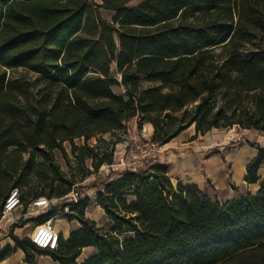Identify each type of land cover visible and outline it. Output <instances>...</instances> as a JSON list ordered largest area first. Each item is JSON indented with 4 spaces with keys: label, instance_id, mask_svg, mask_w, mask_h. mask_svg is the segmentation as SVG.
<instances>
[{
    "label": "trees",
    "instance_id": "16d2710c",
    "mask_svg": "<svg viewBox=\"0 0 264 264\" xmlns=\"http://www.w3.org/2000/svg\"><path fill=\"white\" fill-rule=\"evenodd\" d=\"M130 1L0 0V211L12 188L26 205L62 197L85 178L61 169L55 150L64 141L102 135L71 154L79 165L87 157L95 169L111 164L117 131L135 116L139 128L153 125L157 144L192 124L196 134L234 125L264 132V0ZM262 163L258 147L247 181L259 180ZM25 189L35 190L26 202ZM87 201L64 213L81 226L60 234L57 249L11 234L0 262L20 248L28 264L39 254L61 264H264V179L256 194L221 204L197 186H174L157 162L124 170L96 193L110 227L85 216ZM86 246L96 252L77 262Z\"/></svg>",
    "mask_w": 264,
    "mask_h": 264
},
{
    "label": "crops",
    "instance_id": "0c3cea01",
    "mask_svg": "<svg viewBox=\"0 0 264 264\" xmlns=\"http://www.w3.org/2000/svg\"><path fill=\"white\" fill-rule=\"evenodd\" d=\"M144 127L148 135L152 136V124L147 122ZM128 130L131 134H134L131 129ZM222 130L212 128L204 134H196L194 124H192L170 141L158 144L160 151L158 152V163L166 167L167 174L174 186L178 183L183 186H197L207 197L221 204L242 199L248 194H256L260 189V182L264 179V163H262L257 170L259 180L255 182L246 180L247 164L257 155L258 147H264V132L241 128L237 125ZM122 148V144L117 142L113 147L112 163H104L100 166L101 168L112 167L114 172H112L111 177L99 184V188L96 189L94 195L87 193L81 196V198H88L85 206V216L94 220L99 227L108 228L112 225V222L104 209L97 204L96 193L104 187L106 182L119 177L124 170L137 168L136 166H129V162H126L128 168L123 169L119 162L122 158ZM125 197L129 203L136 201L135 195L130 191L126 192ZM94 206L98 216L88 215L90 209ZM55 208L58 210L57 207ZM61 216H64V214H61ZM62 220L56 221L55 227L58 226V231L63 234L65 239L70 236L71 232L81 226L76 219H72L70 222ZM0 241H2L0 251L7 244L13 245L8 236L1 237ZM86 251L88 254L81 261L96 252L95 247L86 246L82 249L80 255ZM0 264L28 263L25 260L23 250L16 248ZM34 264L61 263L54 260L49 254H39L35 256Z\"/></svg>",
    "mask_w": 264,
    "mask_h": 264
},
{
    "label": "rangeland",
    "instance_id": "374dc122",
    "mask_svg": "<svg viewBox=\"0 0 264 264\" xmlns=\"http://www.w3.org/2000/svg\"><path fill=\"white\" fill-rule=\"evenodd\" d=\"M96 1L99 2V0H96ZM141 1L142 0H132L128 3V7H134L137 4H139ZM100 13L105 19L112 21V17L114 14L112 11L101 8ZM247 47H253V46L248 45ZM111 74L113 76H116L120 80L121 74L117 71L115 63L111 64ZM150 84L151 83L144 81L142 83V86L147 87ZM112 89L117 94L125 95L126 89L123 85L114 86ZM137 123H138V117L135 116V117L125 121L123 123V125L120 127V130L117 131L121 135V137L119 138L120 139L119 143H121L122 147H123L122 148L123 149L122 156H121L122 158L119 161L121 163L123 169L128 168L126 162H129V166H132L131 163L134 161L133 157L128 154V148L125 146L126 141L129 142V141H134V140H140V141L143 140V141L149 142V143L153 142L151 140V135H148V132H147L146 128L144 127L145 123H147V122L146 121L143 122L141 128H139L137 126ZM128 129H131L134 134H131V132H129ZM226 129H228V128H226ZM224 130L225 129H223L222 131H224ZM102 137H103L102 135H99L97 137L90 138L88 141H85L82 137L81 138H75L73 140L72 144L69 141H64L62 143V149L61 150H55V156H56V159L61 166V169L64 172L69 173L70 175L72 174L71 177L73 179H75V182H77L78 180H81V178L84 177V175H85V178L82 179L81 181H79L78 185L73 187L74 190L76 191V193H78L80 196L85 195L87 193L90 195H94L96 189L99 188V184L103 183L104 180L111 177V174H112V172H114V170H112V167H110V168L99 167L98 169H95L92 165V160L89 157H87L83 163L80 162V165H79L78 162L76 161L75 157L71 154V147H72V145L82 146L85 143H87V145H96V143L100 144V143H103ZM106 137H108L107 134L104 135V138H106ZM114 138H117V137L115 136ZM156 146H157L156 150L158 152H160L157 143H156ZM158 152H157V156L155 159L151 158V159H147V161L146 160H142V161L136 160L137 164L135 166L138 169H141V168L148 167L149 165H151L154 162L157 163L158 158H159ZM24 156L27 157L26 154H24ZM112 159H113V156H112ZM69 177H68V179H70ZM45 183H47V182L41 183L40 188H38V189L40 190L41 188L43 189V187H44L45 192H48V188H47V185ZM62 187H67V186H66V184H62ZM34 195H35V190L30 192L28 189H25L24 195H23L24 201L25 202L28 201ZM62 197H59V198L54 197L55 200L52 201V203H53L52 206L57 207L59 211L62 210L61 207H62L63 203H65ZM69 198H71V197H69ZM67 201H72V200H67ZM71 207L72 208H70L69 211L66 213L69 214V216H72V215L74 216V215L78 214V211H79L78 208H76L73 205ZM95 209H96L95 206L92 207L89 211L90 214H88V215H90V216L97 215L98 216ZM25 212H28V210H27V205H25V203H24L23 207L13 214V221H15L19 215H21ZM50 212L54 213V215H53L54 216V219H53L54 223L58 220L60 221L61 219H63L62 221H64V222H70L69 217H64L61 215L55 217L56 215H58V213L56 211H50ZM50 212H47V211L42 212L39 215L50 213ZM17 221H18V223L9 224V226L8 225L4 226V224H3L4 221L1 223V227H4V230H0V239L3 236H8L11 240V243L14 244V242L11 238V234H13V235L17 234L18 237H24L30 233V231L34 228V226L36 224V219L33 216H31L30 218H26L25 221H22V219L17 220ZM56 230L57 231L59 230L58 226L56 227ZM61 235L63 237V234H61ZM132 235L133 234L131 232H126V233H123L121 235V237L122 238L123 237H129ZM1 243H2V241H0V244ZM95 251H96V249H95ZM87 254H88V252L86 251V252H84V254L80 255V257L77 258V262H81L82 258L86 257Z\"/></svg>",
    "mask_w": 264,
    "mask_h": 264
},
{
    "label": "built area",
    "instance_id": "2783aa9c",
    "mask_svg": "<svg viewBox=\"0 0 264 264\" xmlns=\"http://www.w3.org/2000/svg\"><path fill=\"white\" fill-rule=\"evenodd\" d=\"M119 137H121L120 134ZM125 146L128 148V154L133 157L134 161L131 163L132 167L137 164L136 160L147 161V159H151V158L155 159L158 152L156 150L157 147L156 143L154 144V142L149 143L143 140L141 141L134 140L129 142L126 141ZM136 169H130V170H136ZM76 185H78V183H76L74 187ZM62 198L65 203L64 205H62L61 211L57 210L55 207L52 206L53 204L52 201L55 200L53 198L51 199L46 196H39L37 198H33L26 204L28 212L19 215L17 219L13 221V214L23 207V202L21 200L20 192L18 188H12L9 191L5 201L3 202L0 211V230H4V227H1V223L3 221H4L3 222L4 226L5 225L9 226V224L18 223L17 220L22 219V221H25L26 218H30L31 216H33L36 219V217L40 213L46 211L47 212L56 211L58 215H56L55 217H57L61 214L68 212L72 204L77 203V201L81 198V196L78 193H76V191L73 188V190H71L68 194L64 195ZM67 200H72V201H67ZM53 219L54 216L42 223L36 222L34 228L26 236L29 237L31 241L40 248L47 250L57 249L59 244L60 232L56 231V227H55V223L53 222Z\"/></svg>",
    "mask_w": 264,
    "mask_h": 264
},
{
    "label": "bare ground",
    "instance_id": "6f19581e",
    "mask_svg": "<svg viewBox=\"0 0 264 264\" xmlns=\"http://www.w3.org/2000/svg\"><path fill=\"white\" fill-rule=\"evenodd\" d=\"M57 231V230H56Z\"/></svg>",
    "mask_w": 264,
    "mask_h": 264
}]
</instances>
